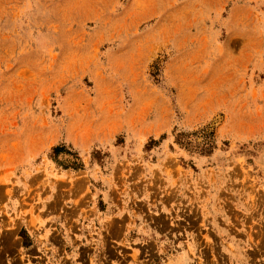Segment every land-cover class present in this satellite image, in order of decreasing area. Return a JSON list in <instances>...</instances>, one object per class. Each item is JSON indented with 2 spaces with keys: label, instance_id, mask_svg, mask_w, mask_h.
<instances>
[{
  "label": "rangeland",
  "instance_id": "374dc122",
  "mask_svg": "<svg viewBox=\"0 0 264 264\" xmlns=\"http://www.w3.org/2000/svg\"><path fill=\"white\" fill-rule=\"evenodd\" d=\"M95 250L264 264V0H0V264Z\"/></svg>",
  "mask_w": 264,
  "mask_h": 264
},
{
  "label": "crops",
  "instance_id": "0c3cea01",
  "mask_svg": "<svg viewBox=\"0 0 264 264\" xmlns=\"http://www.w3.org/2000/svg\"><path fill=\"white\" fill-rule=\"evenodd\" d=\"M96 251L97 250H95L93 252L94 255L92 256V259H91V256H90V259H88V260H82V261L79 260V261H76V262L61 261L58 264H131V262H128V261L127 262H123L121 260H118V261H115V262L104 261V260L101 259L102 251L101 252L98 251V254H96ZM96 257H99V259L96 260L95 259ZM40 264H54V263L46 262V258H45V260L41 261Z\"/></svg>",
  "mask_w": 264,
  "mask_h": 264
}]
</instances>
